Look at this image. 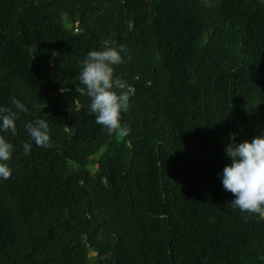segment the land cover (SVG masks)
Returning <instances> with one entry per match:
<instances>
[{"label":"trees","instance_id":"trees-1","mask_svg":"<svg viewBox=\"0 0 264 264\" xmlns=\"http://www.w3.org/2000/svg\"><path fill=\"white\" fill-rule=\"evenodd\" d=\"M102 42L126 46L115 75L135 89L120 141L78 91ZM13 96L28 112L0 132V264H264V219L196 164L222 173L231 134L264 136V0H0V107Z\"/></svg>","mask_w":264,"mask_h":264},{"label":"clouds","instance_id":"clouds-1","mask_svg":"<svg viewBox=\"0 0 264 264\" xmlns=\"http://www.w3.org/2000/svg\"><path fill=\"white\" fill-rule=\"evenodd\" d=\"M100 50H91L81 62L78 74V91L90 99V113L95 115V122L106 130L107 134L118 138L127 137L130 128L121 123L122 113L130 107V99L135 89L115 75L114 66L123 63L119 49L102 42ZM131 59V57H129ZM61 91H64L61 89ZM12 107H0V132L17 135L16 121L18 113H27L28 108L16 97H11ZM25 131L37 147L51 148L50 129L44 119H36L25 125ZM224 151L231 159L225 165L221 178L224 189L235 197L231 203L234 209L248 216L264 219V136H257L251 142L236 143V135L231 134ZM31 143L24 142V154L31 151ZM13 156V144L0 135V179L7 180L12 175L9 161ZM164 218V217H160Z\"/></svg>","mask_w":264,"mask_h":264},{"label":"rangeland","instance_id":"rangeland-1","mask_svg":"<svg viewBox=\"0 0 264 264\" xmlns=\"http://www.w3.org/2000/svg\"><path fill=\"white\" fill-rule=\"evenodd\" d=\"M147 3H148V0H146ZM206 3H211L212 0H204ZM64 22L66 24L67 27H71V23L66 19L64 18ZM77 25L75 24L74 25V28H76ZM261 110H260V107L255 104V113H254V116H253V119H254V125L256 127V129L258 131H261V132H264V124L261 120ZM116 140L117 141H120L122 138H118L117 136H115ZM106 149V146H102L98 152L92 156H90L87 160V165H86V168L89 170V172L91 174H94L95 171H96V160L98 159V157L100 156V154ZM198 163V166L201 170L205 171L206 173L212 175L219 183L222 184V178H221V172H212L208 169V167L202 163L200 160H197L196 161V164ZM92 251L89 250V255H92Z\"/></svg>","mask_w":264,"mask_h":264}]
</instances>
